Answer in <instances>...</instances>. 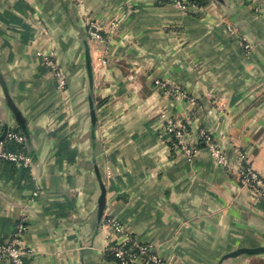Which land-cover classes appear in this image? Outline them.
Wrapping results in <instances>:
<instances>
[{
    "label": "crops",
    "instance_id": "1",
    "mask_svg": "<svg viewBox=\"0 0 264 264\" xmlns=\"http://www.w3.org/2000/svg\"><path fill=\"white\" fill-rule=\"evenodd\" d=\"M198 2L181 12L142 0H0V77L26 121L33 162L23 171L0 161V243L24 224L26 264H114L106 252L123 235L107 236L109 219L168 264H264V254L225 258L264 247V196L254 199L236 173L241 152L264 180V0ZM88 20L102 24L103 42L88 39ZM224 24L254 45L249 56ZM51 52L64 91L42 65L39 54ZM156 80L196 107L164 97ZM161 114L187 127L192 159ZM0 118L18 127L1 85ZM199 132L225 152L226 169L196 144Z\"/></svg>",
    "mask_w": 264,
    "mask_h": 264
},
{
    "label": "built area",
    "instance_id": "2",
    "mask_svg": "<svg viewBox=\"0 0 264 264\" xmlns=\"http://www.w3.org/2000/svg\"><path fill=\"white\" fill-rule=\"evenodd\" d=\"M151 2L153 4H170L181 12H188L189 10H197L200 6L197 0H142ZM255 13H261L262 6H257L253 10ZM117 22L113 21L110 24V32L117 28ZM223 32L229 37L236 38L239 41L241 50L244 56H249L253 50L254 45L243 35L239 34L238 30L230 25L224 24ZM104 29L102 24L96 20H88L86 23V35L90 41L103 42ZM42 57V65L47 69L48 73L52 75L56 82L57 90L64 91L66 88V80L59 68L55 59L54 53L39 54ZM100 64L104 65L105 61L100 59ZM154 85L162 91L164 97L169 98H186L189 106L196 107L195 98H188L179 87L174 86L170 82H161L156 80ZM161 119L166 124L167 133L172 136L173 141L181 150V153L188 158L192 159L197 148L189 147L185 141V136L188 134L187 127L184 125L176 124L165 114H161ZM3 131V123L0 119V135ZM13 141L17 145H24L25 137L22 132H15V128L8 125V131L5 137L0 141V161H6L14 164L18 168L31 170L33 166L32 159L27 155L25 150L17 152H10L6 150L8 142ZM202 143L216 163L222 168L229 166L228 159L225 152L214 141L212 136L206 132H199L197 135L196 144ZM236 173L238 183L241 187L248 189L254 199L264 196V180L254 171V169L247 163L246 156L238 152L236 157ZM107 236L114 234H122L121 241H113L108 249L113 253L117 264H135L136 261H142L144 264H168L160 259L154 252L151 245L140 244L133 240L129 234L124 230V227L115 219H109L104 222ZM25 230L22 223L16 225L11 239L7 242L0 243V261H5L10 264H26L25 257L28 251L22 247L21 237Z\"/></svg>",
    "mask_w": 264,
    "mask_h": 264
},
{
    "label": "water",
    "instance_id": "3",
    "mask_svg": "<svg viewBox=\"0 0 264 264\" xmlns=\"http://www.w3.org/2000/svg\"><path fill=\"white\" fill-rule=\"evenodd\" d=\"M85 59H86V71H87V77H88V82H89V87H90V97H89V102H90V106H91V110H90V116H91V120L94 123L95 122V115H94V109L92 107V98H91V94H92V67H91V58H90V54H89V48L87 46V44L85 43ZM0 85L2 87L3 90V94H4V99L5 102L7 104L8 109L10 110V112L12 113L14 120L17 124V126L20 128L22 134L25 136V139H29L28 136V132H27V127H26V121L23 118V116L21 115V113L19 112V110L16 108L14 102L12 101V99L10 98L6 86L3 82V80L0 77ZM1 119V118H0ZM2 123H3V131L2 134L0 135V141L5 137V135L7 134L8 131V124L6 122H4L1 119ZM100 182V196L98 198V211H97V215L98 218L101 219L104 208H105V203H106V191L104 188V185L102 184L101 181ZM264 254V247H258V248H239L237 250H235L234 252H231L230 254L226 255L225 258H235L237 256L240 255H248V256H255V255H262Z\"/></svg>",
    "mask_w": 264,
    "mask_h": 264
},
{
    "label": "trees",
    "instance_id": "4",
    "mask_svg": "<svg viewBox=\"0 0 264 264\" xmlns=\"http://www.w3.org/2000/svg\"><path fill=\"white\" fill-rule=\"evenodd\" d=\"M196 2H197V4H198L199 6L201 5V4L198 2V0H197ZM15 132H21L20 128L17 127V128L15 129ZM6 150H7V151H10V152H17V151H20V150H25V151H26V150H27V149H26V142L24 143V145H17L15 142L10 141V142H8L7 145H6ZM4 162H6V161H4ZM8 163H10V162H8ZM10 164H12V163H10ZM13 165H14V164H13ZM20 169H22L23 171H26V169H23V168H20ZM106 255H107V259H108V260L113 261L114 264H117L116 259H115L114 255H113V253H112L109 249L107 250Z\"/></svg>",
    "mask_w": 264,
    "mask_h": 264
},
{
    "label": "rangeland",
    "instance_id": "5",
    "mask_svg": "<svg viewBox=\"0 0 264 264\" xmlns=\"http://www.w3.org/2000/svg\"><path fill=\"white\" fill-rule=\"evenodd\" d=\"M104 29V28H103ZM91 42H94V41H91Z\"/></svg>",
    "mask_w": 264,
    "mask_h": 264
}]
</instances>
